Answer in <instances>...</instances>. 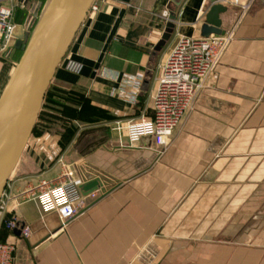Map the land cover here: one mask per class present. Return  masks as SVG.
Here are the masks:
<instances>
[{
  "label": "crops",
  "instance_id": "0c3cea01",
  "mask_svg": "<svg viewBox=\"0 0 264 264\" xmlns=\"http://www.w3.org/2000/svg\"><path fill=\"white\" fill-rule=\"evenodd\" d=\"M45 1L17 8L15 24ZM218 2L234 38L159 156L151 138L128 144L113 122L152 114L159 66L182 36H202L213 2L181 0L171 38L155 51L171 0H95L63 59L82 70L61 62L48 102L67 105L77 126L68 136L38 126L4 192L3 220H17L0 228L1 241L16 243L11 264H264V0ZM15 50L0 54V93ZM127 76L143 77L134 104L115 93ZM60 89L72 95L65 104ZM65 168L100 187L60 229L57 214L18 196Z\"/></svg>",
  "mask_w": 264,
  "mask_h": 264
},
{
  "label": "built area",
  "instance_id": "2783aa9c",
  "mask_svg": "<svg viewBox=\"0 0 264 264\" xmlns=\"http://www.w3.org/2000/svg\"><path fill=\"white\" fill-rule=\"evenodd\" d=\"M0 4V54H5L13 43V30L16 9L25 7L27 0H8ZM29 1V0H28ZM248 7L252 0H221ZM95 8L93 4L92 8ZM36 20L38 13L30 12ZM168 17V12L165 11ZM234 38V30L224 34L210 36H182L170 51L166 60L159 66L158 87L154 95L152 114H142L138 118L126 121L118 119L113 129L122 134L125 132L128 144H134L144 137H149L159 147L162 155L171 143L174 133L187 113L192 109L197 97L203 91L217 64ZM64 67L74 73H80L82 63L73 59L63 60ZM142 76H127L122 81L119 91L115 93L127 98L133 104L138 101ZM128 88H131L128 90ZM83 179L75 171L65 168L54 180L41 179L39 183L29 186L20 192L21 200H34L38 203L43 215L55 213L60 220V229L86 206L87 198L95 193L84 195L81 185ZM4 196V194H3ZM5 203L0 202V228L4 222L8 228L17 224L15 218L4 219ZM23 235L31 232L29 225L23 228ZM16 243L14 240H0V264H11L14 260Z\"/></svg>",
  "mask_w": 264,
  "mask_h": 264
},
{
  "label": "water",
  "instance_id": "95a60500",
  "mask_svg": "<svg viewBox=\"0 0 264 264\" xmlns=\"http://www.w3.org/2000/svg\"><path fill=\"white\" fill-rule=\"evenodd\" d=\"M218 1L212 0L213 4L206 13L202 36L225 33L220 14L227 11V6ZM94 2L46 0L36 22L29 14L25 23L16 25L13 30L14 40L10 47L21 49L22 54L0 93V202L33 134L55 72ZM180 3L181 0H171L169 22L155 51H159L171 38ZM38 8L33 12L37 13ZM17 42L21 45L17 46ZM99 187L98 179L81 185L84 195Z\"/></svg>",
  "mask_w": 264,
  "mask_h": 264
},
{
  "label": "rangeland",
  "instance_id": "374dc122",
  "mask_svg": "<svg viewBox=\"0 0 264 264\" xmlns=\"http://www.w3.org/2000/svg\"><path fill=\"white\" fill-rule=\"evenodd\" d=\"M36 6L34 5L33 8H35ZM16 45H21L20 42H17ZM13 50V48L9 49L7 52H5L7 55L11 54V51ZM14 52V56H13V60L15 62L18 61V59L20 58L21 54H22V50H18V51H13ZM59 99L56 98L55 100H59L60 102H62L63 104H65V102L69 101L67 99H70L69 97H72V95L65 89H60L59 93H58ZM75 97V96H73ZM51 97L48 98V101L46 105H48V102L50 101ZM51 102V101H50ZM67 105L65 106H59L57 107V109H53L52 107L46 106L44 108V113L41 117V119L39 120L38 126L42 128L43 125L45 126V129L47 132L54 134V133H60V134H64L67 133V136L71 133L70 129L77 126L76 122L72 121L70 119V117H73V113L70 110H67ZM44 118V119H43ZM39 131V130H38Z\"/></svg>",
  "mask_w": 264,
  "mask_h": 264
},
{
  "label": "trees",
  "instance_id": "16d2710c",
  "mask_svg": "<svg viewBox=\"0 0 264 264\" xmlns=\"http://www.w3.org/2000/svg\"><path fill=\"white\" fill-rule=\"evenodd\" d=\"M52 92H53V89H52V87H51V85H50L49 88H48V90H47V92H46L45 100H44V102H43V106H42L41 112H40V114H39V117H38L37 123H36V125H35L34 131H33V134H36V133L38 134V133H39V131H38V130H39V129H38V123H39V120L41 119V117H42V115H43V113H44V108H45L46 106H48V105H46L47 102H45V101H48V98L51 96Z\"/></svg>",
  "mask_w": 264,
  "mask_h": 264
},
{
  "label": "bare ground",
  "instance_id": "6f19581e",
  "mask_svg": "<svg viewBox=\"0 0 264 264\" xmlns=\"http://www.w3.org/2000/svg\"><path fill=\"white\" fill-rule=\"evenodd\" d=\"M14 173V172H13Z\"/></svg>",
  "mask_w": 264,
  "mask_h": 264
}]
</instances>
